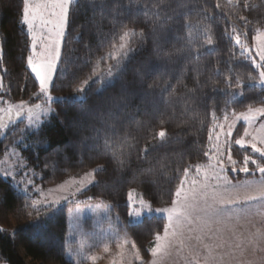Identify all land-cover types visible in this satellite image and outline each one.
<instances>
[{"label":"trees","instance_id":"1","mask_svg":"<svg viewBox=\"0 0 264 264\" xmlns=\"http://www.w3.org/2000/svg\"><path fill=\"white\" fill-rule=\"evenodd\" d=\"M141 2L149 6L150 13H160V19L156 23L159 43L169 55L159 59L153 55V39L150 34L152 21L145 23L142 10L138 11L135 6L129 10L126 7L129 0H119L118 11L123 12V15L115 20L109 9L101 14L99 8L94 10L92 6L85 4L75 23L81 38L68 45L73 50L71 60L67 65L60 66L67 67V78L55 77V87L51 90L54 96H73L75 88L91 74V64L77 67L82 65L86 56L85 43L93 48L92 60L95 63L98 56L105 55L109 50L108 46L97 50L98 38L119 35L130 28L137 33L143 31L148 39L143 48L133 54L127 71L114 86L108 87L102 96L96 95L99 85L92 86L84 106L92 111H81L78 103L55 102L54 114L48 121L38 129L22 133L24 146L21 153L30 170L40 175V183L44 186L72 177L80 178L98 166H103L104 171L94 174L99 183L89 186L78 198L87 201L88 197H92L90 202L110 205L126 229L127 236L135 242L142 258L147 261L155 232L162 231L164 221L145 218L143 223L130 226L127 214L128 194L130 190H134L132 192L152 202L154 207L167 206L173 198L179 178L182 177L183 168L189 164L207 163L208 158L203 156V151L211 147L208 139L210 131L216 123L224 122V113L219 110L218 120H213L211 97H216L219 107H223V100L230 99L219 92L213 93L212 89L224 88L227 76H239L244 83L243 88L235 89L243 91L244 95L229 104V117L233 110L239 114L246 112L249 105L254 108L264 106L261 104L264 91L259 88L249 89L247 86L248 74L257 75V71L250 63L243 61L234 41L225 35L226 30L231 34V28L235 26L237 32L246 33L241 38L251 43L256 29H264V0H248L249 5H256L255 9L243 8L242 0L235 5L230 4L229 0H219L221 9L215 7L217 0ZM153 5L156 7H152ZM22 6V0H0V44L4 49L2 76L5 85L2 89L6 93L3 98L10 103H31L36 99L33 94L39 92L38 82L26 65L31 40L26 27L19 22ZM203 7H207L210 14H215V18L205 19L201 11ZM237 14L246 16L252 23L244 28L243 22L237 19ZM168 17L171 19H167ZM186 18L192 25L190 44L187 36L189 29L185 27ZM119 21L127 28L122 29ZM206 27L210 28L207 34L213 38L215 51L208 50L207 45L201 48ZM189 48H200L204 55L198 61L186 59ZM179 49H183V52H178ZM232 53L235 58L229 62V55ZM64 55L65 49L62 50V57ZM110 63L114 61L101 63L99 70L103 71ZM193 68L199 69V81L205 87H197V73ZM229 68L232 69L231 72L228 71ZM217 69L220 74H217ZM137 72L143 75V80ZM121 84L127 91L117 109L112 107V100L109 98L121 96ZM168 85H173L175 90L165 91ZM192 89L195 91H190ZM110 111L115 118L107 115ZM94 128L99 130L98 134L93 131ZM237 129L242 135V123ZM161 130L166 132L168 138V142L163 145L158 137L153 139ZM19 135V132H15L9 134L7 139L0 137V159L4 156L5 146L13 144ZM236 135L235 130L233 136ZM105 137L112 138L116 143L119 142V137H127L128 142L134 145L125 150L124 168H119L111 154H102ZM149 145L155 147H150L147 154L140 151ZM235 147L234 159H242V155L236 154ZM145 155L146 158H143ZM45 164L48 165L47 168ZM149 167H153V173L150 176L141 175V170ZM25 196L27 195L18 191L10 180L0 175V201H3L0 204V229H4L0 232V263L74 264L67 257L69 248L72 251L76 249V244L68 240V212L72 204L56 206L55 211L49 209V215L41 212L38 216L36 208H23ZM27 202L31 205L30 198ZM36 220H39V224L33 223ZM13 230L16 232L15 238L10 235Z\"/></svg>","mask_w":264,"mask_h":264},{"label":"snow or ice","instance_id":"2","mask_svg":"<svg viewBox=\"0 0 264 264\" xmlns=\"http://www.w3.org/2000/svg\"><path fill=\"white\" fill-rule=\"evenodd\" d=\"M163 3V0H161ZM230 4L240 3V0H229ZM88 4L95 10L99 8L101 14L105 9L113 12V19L123 15V12L118 11L119 0H22V10L20 13V24L26 26L27 34L31 37L30 51L26 56V65L31 74L39 85V92L33 95L40 99L43 98L44 103H35L26 107L27 102L20 101L19 104H13L0 96V104L7 105L0 107V137L8 138L10 133H14L18 129L19 124L27 121L24 129H19L21 133L32 128H39L43 121L41 113L47 115L54 111L50 104L52 102L79 104L81 111H92L85 109L88 100V93L92 86L99 85L96 90V95L102 96L108 87L114 86L116 82L122 79L127 71L128 63L131 62L133 54L140 51L146 43L148 37L143 31L137 33L135 30L128 28L122 31L119 35L111 37L104 36L98 38L96 45L97 50L108 46V51L105 55L98 56L95 63L92 57L94 55L93 48L85 43L86 56L83 58L82 65L77 67L92 65L91 74L83 79L78 87L74 90V95L71 97H53L50 94V88H54V77L63 76L67 78V67L61 68V65H67L71 60L73 50L68 48V45L79 41L81 34L75 23L82 7ZM135 6L138 11L143 12L145 23L152 21L151 37L153 39V55L159 59L161 56H168L162 50L159 43V32L156 27L157 21L160 19L159 12L149 11V6L142 3L141 0H129L126 6L131 10ZM242 6L245 9H255L256 5H249L248 0H242ZM152 7H156L153 5ZM217 9H221L219 0L215 5ZM205 19H214L215 14H210L207 7L201 8ZM238 11V10H237ZM155 17V20H152ZM167 19H171L168 17ZM237 19L243 22V27L247 28L252 23L246 16L238 15ZM259 22V21H258ZM122 29L127 26L119 21ZM162 28L163 25H160ZM185 27L188 31V43H191V27L192 25L185 20ZM210 28H205V40L201 48L205 45L208 50L215 51L213 47V38L207 33ZM225 35L229 40L234 41L235 46L239 49V56L245 63L250 65L257 71V75L251 73L247 76L248 88H259L264 91V31L256 29L254 39L257 41L255 50L249 48L246 40L241 39V35H245L243 31L237 32V28H231V34L225 31ZM138 38V40H137ZM62 48L65 49L66 55L62 57ZM183 52V49L177 50ZM204 55L200 48H189L188 56L198 61ZM235 58V54L229 55V62ZM258 58V59H257ZM79 59V58H78ZM107 61L114 63L107 64V67L100 71V64ZM4 64V49L0 44V68ZM6 71V70H5ZM197 73V87L203 88L206 85H201L199 75L201 74L198 68H193ZM217 74L220 70L217 69ZM232 71L231 68L228 69ZM59 73V75H57ZM137 75L143 80V75L137 72ZM183 72L180 73V76ZM3 76H0V88H4ZM75 79V76L73 77ZM211 79V77L209 78ZM179 81V77H178ZM151 87V85H149ZM244 83L239 76L231 75L226 77L225 87H213V93H221L225 97L222 101L223 107H219L216 97H211L213 110L211 116L213 120H218L217 110L223 112V120L227 122L225 130L224 123H216L210 131L209 142L211 147L207 151H203V156L207 157V163L189 164L182 170V177L175 188L173 198L170 204L162 207H154L152 202L146 201L143 196L134 198L132 191L128 194L127 208L129 225L137 226L143 223L145 218L151 220L164 221L162 231L155 232L154 241L149 248L151 259L145 261L140 254L134 241L130 242L127 237L126 229H121L124 232L123 237L116 236L118 241L117 247L120 251L117 253L120 261H123L125 256H129L128 264L131 260L139 261V264H264V106L252 107L248 106L246 112L237 114L234 110L232 116L234 119L229 121L228 106L237 97L243 96L241 89ZM174 91L173 85H168L165 91ZM127 91L126 87L121 84V96L110 97L112 107L119 109L122 103L123 94ZM190 91H195L192 89ZM264 104V100H261ZM15 110V111H13ZM39 110V111H37ZM107 115L115 118V115L110 111ZM6 118V119H5ZM242 121L243 134L239 129H236L237 122ZM260 121L257 127H253ZM103 125V120L101 121ZM111 127V126H107ZM219 129L216 131L215 129ZM236 129L237 135L233 136V130ZM94 132H99L98 129H93ZM113 136H116L115 129H112ZM223 136V140L221 139ZM159 138L161 145L168 142L166 132L161 130L153 139ZM119 142H113L112 138L105 137L103 142L104 151L102 154H111L119 168H124L126 164V149L134 147L128 142L127 137H119ZM234 146L236 154L242 155V159H234ZM149 145L140 151L144 154L149 152ZM4 154L7 156L8 151L5 146ZM127 155H130L128 153ZM146 158V155L143 157ZM23 163V161H21ZM251 165V167H250ZM47 168L48 165L45 164ZM195 169V175L189 180V172ZM103 166H98L91 172L85 173V177H90L87 184L80 182V186L76 187L75 191L71 192V196L75 198L77 193H83L89 184H98L95 180V173L104 171ZM179 172L180 170L177 169ZM153 173V167L141 170V175L150 176ZM4 176L12 175L9 170L4 171ZM239 174H243L244 178H238ZM25 177L28 173L25 172ZM35 175V173H33ZM15 180V177H13ZM28 185L34 186V180L28 178ZM75 178H70L65 181V185L76 184ZM18 186V184H17ZM52 190H49L51 192ZM23 192L26 194L28 188L25 187ZM28 197L25 196L23 208H36L37 215L41 212L49 215V209L55 211L56 206L61 204V201H68V196H63L60 199L52 201L32 200L31 205L28 204ZM89 200L92 197H88ZM3 201H0L2 204ZM40 205V207H36ZM7 211V209H3ZM110 210V209H109ZM30 214V213H29ZM119 223V217L116 218ZM39 224V220L33 222ZM4 229H0L3 232ZM15 238L16 232L10 234ZM131 245L132 251L125 252V245ZM85 246L84 241L80 242V250L75 253L72 249H68L67 255L70 259H75L76 264H81V260H90L95 264L98 257L89 255L83 251ZM91 247V245L89 246ZM104 251L108 252V244L104 243ZM113 264H119L114 259Z\"/></svg>","mask_w":264,"mask_h":264},{"label":"rangeland","instance_id":"3","mask_svg":"<svg viewBox=\"0 0 264 264\" xmlns=\"http://www.w3.org/2000/svg\"><path fill=\"white\" fill-rule=\"evenodd\" d=\"M260 30L264 31V29H260ZM256 43L257 41L254 39V37L251 43L247 42L249 48L253 49V51L255 50ZM2 72H3V68H0V76H2ZM51 90L52 88H50V94L53 97H56L52 94ZM5 94H6L5 91L2 88H0V96H4ZM19 103L20 101L13 104H19ZM35 103L43 104L44 103L43 98L42 97L40 99L36 98L31 103L27 102L26 107ZM54 103L55 102H52L50 104V107L53 110H54ZM6 106L7 105L0 104V107H6ZM53 114L54 111L48 113L47 115L41 113L40 115L43 124L46 121H48ZM232 119H234L233 116L229 117L228 122H231ZM259 122L260 121H257V124L254 125L253 127H257ZM223 123L225 125V130H226L227 122L224 121ZM241 123L243 122L242 121L237 122L236 129L238 125ZM26 124L27 121L25 120L23 124L18 125V129L15 132L20 133L19 138L13 144L7 146L8 155L6 156L4 154L2 159H0V175L5 179L10 180L11 183L14 185V187L23 194H25L23 192V189L27 187L28 192L25 195H27L31 199V201L40 200L43 203L45 199H47V201L50 202L55 199H60L63 196L69 197L68 201L66 202L62 200L60 205L72 204L68 212V240L70 243L76 244V249L73 251L74 253L80 250V242L83 240L85 243L83 251L89 255H96L98 257L95 264H113L114 259H116L119 262V264H128L129 262L128 255L125 256L123 261H120L119 257L117 256V253L120 251V249L117 247V244L121 241H118L116 239V236L118 235L120 237H123L124 232L121 229L122 228L124 229V227L121 225L120 220L119 223L117 222L116 219L117 215L113 213L112 207L110 205L101 202L94 203V202H90L89 200L81 201L78 198L81 193H77L75 198L71 196V192L75 191L76 187L80 186V182L87 184L88 179H91L90 177L86 178L85 176H82L80 178H75L77 183L73 185L64 184L65 181L70 180L69 178L63 182L52 184L50 186H44L40 183V179H41L40 175L34 172L33 170H30L26 162V159L23 157L21 153L23 149L22 146H24V141L21 139L22 133L19 131V129H24ZM32 129L35 130L37 128L34 127ZM236 129L233 130V134ZM215 130L219 131L218 128ZM223 138L224 137L221 136L222 140ZM21 161H23V163H21ZM5 170L11 171L12 175L5 177L3 174ZM25 172L28 173L27 177H25L24 175ZM33 173H35V175H33ZM194 175H195V169L189 172V180L193 178ZM13 177H15V180H13ZM28 178L34 180V186L28 185L26 183V180ZM238 178L241 179L244 178L243 174H239ZM91 185L92 184H89L87 188ZM49 190L52 191L49 192ZM132 195L134 198L140 197V195L136 192H132ZM126 238L130 242H132L128 236ZM104 243L108 244V248H109L108 252L104 251ZM90 245L91 247H89ZM131 251L132 249L130 243L125 245V252L130 253ZM150 259H151V255L148 260ZM68 260H71L72 262H74V264H76L75 259H70L68 257ZM0 264H6V263H0ZM81 264H93V262L90 260L83 259L81 260ZM131 264H139V261L132 259ZM170 264H172V262H170ZM180 264H182V262H180Z\"/></svg>","mask_w":264,"mask_h":264}]
</instances>
